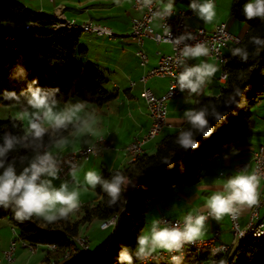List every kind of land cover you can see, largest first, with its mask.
I'll use <instances>...</instances> for the list:
<instances>
[{"label":"trees","instance_id":"obj_1","mask_svg":"<svg viewBox=\"0 0 264 264\" xmlns=\"http://www.w3.org/2000/svg\"><path fill=\"white\" fill-rule=\"evenodd\" d=\"M247 2L248 0H232L230 11L247 25L242 40L234 44L233 48H246L249 59L244 62L239 57L232 56V48L225 64L227 75L218 92L195 98L191 108L207 106L211 109V106L215 105L218 111L227 113L225 120L219 124L213 117H208L215 131L208 138L196 133L198 148L184 150L175 143L179 131L190 127L183 120L178 129L164 134L158 140L154 151L143 150L121 167L110 168L103 165L99 174L105 178H110L114 172L121 171L135 184L134 187L130 184L122 193L121 200L126 203L115 207L108 205L109 198L99 186L95 188L94 198L86 201L81 207L79 216L69 215L67 219L55 223H48L35 216L21 223L14 218L11 208L0 207V217L7 216L11 220L18 237L29 245L31 243L34 246L38 243L46 245L44 256L46 262L52 260L53 264H117V255L122 246L127 245L130 251H135L137 236L145 225L147 202L150 198L164 188L197 183L211 158L223 154L232 144L246 136L250 128L251 109L257 99L264 95V49L256 55V47L250 43L253 36L264 38V19L259 17L247 19L243 13V5ZM0 21L14 22L19 27L42 35L41 42L16 38L9 45L7 33L0 29V103H18L3 99V93L7 90L19 94L33 79H36L41 87L59 88L57 98L71 92L101 105L118 96L117 87L106 86L109 82L106 74L93 67L84 69L83 63L74 59L83 30L78 27L57 26L55 24L58 19L54 14L34 11L20 0H0ZM26 22H36L39 25ZM80 51L86 52L87 47L81 46ZM54 61H58L55 63L54 72L44 76L42 71L52 66ZM61 63L65 65L60 66ZM18 67L24 68L25 77L14 75ZM79 78L80 81L72 90ZM237 88L243 91L246 105L243 108H237L235 105L226 106L225 102L234 95ZM239 99L241 98L237 97V100ZM22 101L23 97L20 99V102ZM25 128L23 121L18 117L0 119V143L4 132L22 135ZM70 130L73 129L70 127L62 135L65 136ZM47 142L48 136H45V143ZM27 151L19 149L11 152L8 159L19 157ZM164 159L170 160L173 166L169 167L168 164L162 163ZM112 217L116 218V224H110L113 226V233L101 251L94 254L89 252L72 259V256L81 249L75 239L81 225L95 218L104 221ZM51 244L54 246L53 249L50 248ZM221 260L225 261V264H264V234L257 236L252 233L225 252L213 256L210 251H202L182 263L219 264ZM138 261L139 259L134 256L133 264Z\"/></svg>","mask_w":264,"mask_h":264},{"label":"clouds","instance_id":"obj_2","mask_svg":"<svg viewBox=\"0 0 264 264\" xmlns=\"http://www.w3.org/2000/svg\"><path fill=\"white\" fill-rule=\"evenodd\" d=\"M151 2L152 0H143L144 6H150ZM189 7L206 24H211L216 18L214 0H191ZM174 12V2L168 0L155 16L166 20ZM243 13L249 20L257 17L264 19V0H248L243 5ZM189 40L196 42L186 43ZM162 42L172 44L179 51L176 61L182 66V70L176 75L179 90L187 91L188 97L200 96L205 84L211 81L219 69L214 63L204 61L190 65L187 61L209 56L208 46L197 40L192 32H185L173 38L169 27ZM250 43L256 47V55L264 49V38L253 36L250 38ZM216 51L219 53V49ZM231 55L239 57L244 62L249 59L246 48H233ZM14 75L23 78L26 72L23 67H18ZM59 91V88L41 87L38 81L33 79L19 94L7 90L3 93L5 100L20 102L23 97L27 105L25 114L19 117V119H27V127L23 130V134L17 135L6 131L0 143V170H2L0 171V207L11 208L14 218L21 223L31 220L34 216L48 223L67 219L80 207L81 187L87 191L89 188L95 189L99 186L109 198L108 205L115 207L126 203L121 200L122 193L130 184L135 186L121 171H116L110 178H105L96 170H88L81 185L78 178L79 168L71 162L68 172L71 181L62 180L59 186L54 184L55 180L60 179L62 167L61 161L50 147L55 146L60 149L68 145L69 138L62 133L70 127L73 129L72 136L95 135L98 119L94 110H87V101L84 100L68 101L61 107L57 99ZM237 97L241 99L237 100ZM246 103L243 91L237 88L225 105L243 108ZM209 116L219 124L225 120L227 113L218 111L215 105L211 106V109L201 106L185 110L183 117L190 127L179 131L175 143L184 150L198 148L196 133L208 138L215 131V127L209 122ZM45 136H48L47 143ZM19 149L28 150L32 154L9 160V153ZM89 151L91 152V148ZM233 154H238V150L234 149ZM17 162L23 165L19 172ZM162 163L168 164L169 167L173 166L168 159H164ZM260 180V175L255 171L249 172L245 167L236 174L230 175L223 183L222 190L215 191L209 196L206 200L207 215L189 212L182 221L175 223H169L161 218L153 219L147 231L141 229L134 252L130 251L127 245L121 247L117 255V264H133L134 256L136 259L145 260L157 250L176 253L171 256L172 264H182L185 245L199 244L202 241L206 235V223L209 218L219 222L225 216H237L244 207L259 205ZM261 228H264V225H261ZM255 234L259 236L264 234V231L258 230ZM223 250L222 245L213 247L211 255L215 256ZM219 264H225V261L221 260Z\"/></svg>","mask_w":264,"mask_h":264},{"label":"crops","instance_id":"obj_3","mask_svg":"<svg viewBox=\"0 0 264 264\" xmlns=\"http://www.w3.org/2000/svg\"><path fill=\"white\" fill-rule=\"evenodd\" d=\"M20 1L25 3L34 11H43L47 14L52 15H57L64 12L68 18H74L77 21H83L92 18L95 21L111 26L113 29L116 28L115 24H119L118 19L123 16L127 17L126 26L131 29L132 17L139 16L142 13V8L134 5V0ZM126 1H129L131 3L130 6L124 4ZM163 1L167 2L168 0ZM183 2L185 6L187 5V7H189L191 0H183ZM214 2L216 5V18L211 24L204 23L196 16L194 12L191 16L188 17V21L192 24L204 25L208 29L213 28L217 22L225 21L231 31L243 34V32L247 28V25L244 21L237 19L234 15L231 14L230 8L232 2L230 4L227 3V1L225 3L224 0H214ZM56 5H60V11L55 10ZM180 7L182 6L176 8ZM152 25L156 30H159V19H154ZM89 33L92 34L93 32ZM96 35L105 36L107 39L103 40L104 42H100V44L104 45V48H107V57L106 59H101V62L103 66L105 65V68L103 67V69L105 70V72H107L106 75L109 77V82L112 81V86L118 88V96L104 104H95L94 107L97 112L100 111V114H96L98 119L95 126V135H84L83 137L86 139V141L72 148L62 149L64 151L54 148L53 146L50 147L51 151L54 154H63V152H66L70 149L73 150L91 143L100 134L106 135L107 137L113 139V148L105 149L103 153H100L98 155H90L88 158L80 157L78 159V178L81 182V185H83L84 174L88 170H96L97 172H99L103 165H106L110 168L121 167L131 160L132 155L129 158V153L125 149V145L132 141L135 136L143 135L144 132L147 131L151 122L149 113L150 110L148 104L145 102V94L141 95V88L146 85L150 87L155 93L161 94L166 89L169 82L168 77H157L159 80H154V82H152V85H150V77L144 83L139 78H137V76H140L141 73H143L146 69L157 64V59L160 52L168 51L169 53V51L172 50L170 43L165 44L162 41L156 42L149 36L144 37V42H141V49L146 53V55H148V62L146 63V61L144 62L141 56L137 53V40L130 36L129 33H122L121 35L117 34L119 38H111L106 35L99 34ZM149 40L154 41L155 48L147 44ZM86 47L88 51V46ZM233 47L234 43L230 42L229 46L225 48V51L229 53ZM109 50H115L117 54L116 57H114L115 59L113 61H111L110 56H108ZM164 54L166 53H163V55ZM204 61L216 64L219 70L216 72L211 81L205 84L200 96L217 93L220 85L225 81V78H220L221 71L223 70V64L220 60L215 59L212 56H207L200 57L196 60H191V64ZM104 70L101 71L104 72ZM131 80H134L133 84L131 83ZM196 97L199 96L193 95L192 97H188V92L185 91L181 92L178 96L171 97L167 100L168 124L158 135L144 143V150L152 151V149L150 148L153 146L154 148H156V144L158 141L156 140L155 144L151 141H153L157 136H159L158 138L160 139L164 134L174 131L181 126L184 120L183 113L185 112V110L192 107V104ZM188 100H190L191 102H188ZM262 130L261 132H257L256 134L253 133L252 136H247V132L245 137L232 144L226 152L211 158L208 162L207 167L204 169L200 181H198L197 183L174 185L169 188H164L166 192L169 190L171 191V189H175V193L177 194V196L173 198L174 200L176 199L177 201L182 203L185 210L183 211V213H181V217L189 212H196L198 209H206V200L209 198V196L215 191L222 190V185L226 181V179L230 175H234L237 173V171H239L236 169L237 164L245 163L247 170L249 172L253 171L252 154L253 150L257 148L260 143L264 142V128ZM72 132L73 130H70L65 136H68ZM234 149L238 150V154H233ZM28 153H30V151H27L22 155H27ZM20 170H22V168H20ZM62 180L64 179L60 177V179L54 181V184L56 186H59ZM70 185L72 184L70 183ZM80 189L82 193L83 191H85L84 187H81ZM88 190L90 191V194L86 195V197H80L85 202L88 200H92L96 193L95 189L89 188ZM259 194L260 198L264 194V177H261L260 180ZM251 210L252 207H244L240 210L239 218L242 225L246 224L249 220ZM263 216L264 203L259 206V217ZM96 219L97 218L83 223L81 226L84 228V230L80 231V233L89 232V227L95 223ZM98 220L101 221L100 219ZM8 221V223L6 222L3 225L0 224V262L6 260L3 251L8 247L10 239L13 236L15 237V235L13 234V223L10 219ZM110 226H107L104 229ZM99 227H101L100 224ZM216 227H220L221 229L219 234L220 240L230 244V247L234 248V233L231 229L229 216H225L219 222L215 221L212 218H209L206 223L205 236H210ZM109 235L110 233L105 236L102 242H98L92 252H100L102 246H104V244L107 242V238L109 237ZM20 245L22 247H25L22 244ZM18 248L19 244L16 245V248H14L13 254L16 250H18Z\"/></svg>","mask_w":264,"mask_h":264},{"label":"built area","instance_id":"obj_4","mask_svg":"<svg viewBox=\"0 0 264 264\" xmlns=\"http://www.w3.org/2000/svg\"><path fill=\"white\" fill-rule=\"evenodd\" d=\"M134 5L142 8L141 15L132 17L131 32L129 33V35L135 38L138 42L137 52L143 53V51L141 50V42H144V37L149 36L153 38L156 42L163 41V39L165 38V32L168 30L169 27L173 38L185 32H192L194 35H196L197 40L204 42L208 46L210 50L209 56H212L213 58L220 60L222 64H225V60L229 59V54L225 51V48L229 46L230 42L237 44L238 40L242 37V34L231 31L225 21L217 22L211 29H208L204 25H196L190 23L188 21V17L193 14V11L190 9V7H174L175 12L173 13V15L166 18V20L159 19L160 29L156 30L152 25L153 20L156 19L155 13L162 10L165 5H162L159 0H152L150 6H144L143 0H134ZM55 10L60 11V5H56ZM62 14L63 16H66L64 12H62ZM26 23H34L36 25H39L36 22ZM71 23L87 24L91 29H98V32H102L104 33V35L111 38L115 37L118 34L111 26L95 21L92 18L83 21H77L74 18H71ZM55 25L58 24L56 23ZM195 42L196 41L194 40L186 41V43L189 44H194ZM182 46L183 45H181V47ZM171 48L173 49V56H164L163 51L159 53L158 60H162V67H155V65H153L146 69V72L143 73L140 77V80L144 83L151 76L168 77L169 82L166 89L161 94L155 93L150 87L146 85L142 87L141 95L150 94V101L145 102L153 103V111L149 112L151 122L147 129V135L135 136L132 141L125 145V149L129 153V158L131 156L132 151H143L144 143L158 135L168 124L167 100L171 97L176 96V88H178L176 75H178L179 72L182 70V66L178 65L176 62L177 57L179 56V51L172 44ZM217 49H219V53L216 51ZM147 62L148 55H146V63ZM187 62L188 64L192 65L191 60ZM223 76H226V74H223V72L221 71L220 78H223ZM131 83L133 84L134 80H131ZM99 147H107V149L113 148L114 141L112 138H109L105 135H99V137H97L92 143L86 145L84 149L76 148L64 152L63 155H56L57 158L61 161L62 171L59 174L60 177L64 180L71 181V177L68 175L70 162L75 163L77 165L78 151H85L87 153V156L89 157L90 155H98ZM90 148L91 152L89 151ZM252 161L253 171L260 175V177H264V142L260 143L257 148L253 150ZM245 167V163H239L236 165L237 170L243 169ZM84 203L85 201L80 198V204ZM263 203L264 194L260 198L259 205L252 207L250 218L244 225H242L240 222V212L237 216H229L232 231L233 229H241L242 235V230L244 228L253 227V221H255L256 215L259 213V206ZM207 211V208L198 209L196 212H193V214L200 213L207 215ZM166 217V215H160L157 219L161 218L163 220H166ZM183 217H176V221H182ZM259 229L264 228H261L260 226ZM220 231L221 229L219 227V232L215 233V241H209V243L211 245L216 246L222 245L224 250H228L230 248V244L220 240ZM13 234L18 235L15 226H13ZM202 240H205V236L202 238ZM28 242L31 243L30 241ZM52 245L53 244H51V246ZM12 248H16V245L14 244V236L9 241L8 251H3L6 261L12 259L13 257ZM159 256H165V254ZM149 260L150 257L145 260H142V262H147ZM211 260H213V258Z\"/></svg>","mask_w":264,"mask_h":264},{"label":"rangeland","instance_id":"obj_5","mask_svg":"<svg viewBox=\"0 0 264 264\" xmlns=\"http://www.w3.org/2000/svg\"><path fill=\"white\" fill-rule=\"evenodd\" d=\"M226 1L229 4L232 2V0H224L225 3H226ZM160 2L163 5H166L168 3V1L166 2L163 0H160ZM173 2H174V7L182 6V7L188 8L187 5L185 6L183 0H173ZM124 4L127 6H130L131 3L129 1H126ZM118 22H119V24L118 23L115 24L116 28L114 29L115 32L118 33V35H121L122 33L126 34V33L131 32V29H129L126 26V22H127L126 16H123L120 19H118ZM0 23H1L0 29L7 33V41L9 43V45H11L13 43V41L16 40V38H22L24 40H31V41H35V42H41V40H42V35H40L36 32L28 31L22 27H19L14 22L0 21ZM93 33H95V32H93ZM93 33L91 34V33L86 32V31L82 33V35L80 36V39H79V43H78L76 50H75L74 59L76 61L83 63L84 69H87L88 67H93V68H96L99 70H104L103 67L105 68V65L103 66L101 59H106V57H107L106 49L107 48L106 47L104 48L103 47L104 45L100 44V42L101 41L104 42L103 40H107V39L105 36H98V35L93 34ZM118 35H116L115 37L119 38ZM147 44L149 46L155 48V45H154L155 43L153 40H151V41L149 40L147 42ZM81 46H88V51L81 52L80 51ZM169 52H171V51H169ZM163 53H168V51L163 52ZM116 55L117 54H116L115 50H109L108 56H110L111 61H113L115 59L114 57H116ZM56 62H58V61H54V64L52 66L45 68L42 71V74L44 76H48L51 73H53L54 69H55V65H56L55 63ZM64 65L65 64H63V63L60 64V66H64ZM145 72H146V70L143 73H145ZM103 73L107 74V72H105V70ZM143 73H141V75ZM141 75L137 76V78L140 79ZM157 77L158 76H151L149 78V84L152 85V82H154V80H159ZM80 78L74 83L72 90L75 88L76 84L80 81ZM137 78H135V79H137ZM111 82L112 81L108 82L106 84V86L113 87ZM57 99L60 101L61 107L63 106V104L65 102H68V101H73V102H75L76 100L87 101V110L88 111L94 110L96 114H100V111L97 112V110L94 107L96 104L95 102L85 100L78 95L72 94L71 92H69L68 94H63ZM26 109H27V105H26L25 101L18 102V103H11V104L0 103V119H6L9 116L19 118L25 114ZM21 120L23 121L25 127H27V119L24 118ZM263 128H264V95H261L257 99L255 105L251 109L250 128L248 130L247 136H252L253 133L256 134L257 132H261V130ZM66 137L69 138L70 143L68 145L60 148L61 150L65 149V148H67V149L72 148V147L77 146L80 143L86 141V139L83 136H72L71 134H69ZM158 137L159 136H157L151 142L155 144L156 140L158 141V139H159ZM86 145H88V144H86ZM83 146H85V145H83ZM83 146H81V147H83ZM53 147L56 148L55 146H53ZM150 149H152V151L155 150L154 146L151 147ZM62 151H64V150H62ZM31 154L32 153L30 152L27 155L31 156ZM55 155H60V154H55ZM81 158H83V157H81ZM22 167H23V165H21L19 162H17V171H20V168H22ZM0 171H2V170H0ZM71 186L72 185H70V187ZM165 192H166L165 189H162L159 194H157L156 196H154L148 200V202H147L148 208L146 210V221H145V225L143 228L145 231H147L148 228L150 227L151 221L153 219H157L160 215H168V216L170 215L173 218L174 217H181L182 216L181 213H183V211H185L183 204L180 203L179 201H177L176 199L174 200V198H173V197L177 196V194L175 193V189H171V191L169 190L166 193ZM88 194H90L89 190L83 191V193L81 192V196H83V197L84 196L86 197V195H88ZM95 195H96V193H95ZM80 209L81 208L77 209L75 212L71 213L70 215H73L74 217L79 216L80 215L79 214ZM112 218H113V220L116 221L115 217H112ZM260 219H261V217H260ZM8 220L9 219L7 216H1L0 217V224L3 225L6 222L8 223L9 222ZM102 222L103 221H99L98 219H96L95 223L89 227V232H87V233H83V232L80 233V231L84 230V228L82 226L80 227L79 234L75 237V239H76V241L79 244L81 249L78 250L72 256V258L78 257L79 255L86 254L89 252L94 254V252H92V250H94V248L98 244V242H102V240H104L105 236L109 233H110V235L107 238V241L111 238V234L113 233V226L112 227L110 226V227L104 229L105 227L101 226ZM115 223H110V224L114 225ZM99 224L102 228L99 227ZM110 224H108V226ZM261 231H264V229H262ZM205 237H208V236H205ZM234 238L236 240L235 235H234ZM14 240L16 241V245L19 244L18 250H16L15 253L13 254L14 260L10 261V262L3 260L0 262V264H53L52 260L50 262H46L44 260L45 249H46L45 244L38 243L35 246L29 245L23 239L18 237V235H15ZM20 244L24 245L25 247H22ZM90 244H91V246H90ZM236 244H237L236 242L233 243L234 247ZM50 248L53 249L54 246L50 245ZM102 248H103V246H102ZM158 251L159 250H157L156 252H158ZM68 253H66V255ZM144 264H172V261L168 262L166 260L150 259L149 261L145 262Z\"/></svg>","mask_w":264,"mask_h":264},{"label":"bare ground","instance_id":"obj_6","mask_svg":"<svg viewBox=\"0 0 264 264\" xmlns=\"http://www.w3.org/2000/svg\"><path fill=\"white\" fill-rule=\"evenodd\" d=\"M55 16L58 19V22H57L58 25L57 26H69V27H75V28L78 27L79 29H81L83 31H86V32H95L96 34L104 35V33L98 32V29H91L87 24L71 23V18H68L67 16H63L62 13H59V14H57ZM241 40H242V37L238 40V43ZM137 53L141 56L142 60L145 62L146 61V53L144 51H143V53L142 52H137ZM164 56H173V49L171 50V52L164 54ZM227 61L228 60H225V64H226ZM225 64H223V70H222V72H223V74H226L227 75V70L225 68ZM155 67H162V60H157V64L155 65ZM225 77L226 76H223V78H225ZM180 93H181V91L179 90V88H176V96H178ZM145 98H146V101H150V94H145ZM147 104H148V107H149L150 112H152L153 111V103H147ZM143 135H147V131L144 132ZM97 137H99V136H97ZM85 147H86V145L83 146V147H80L78 149H84ZM105 149H107V147H99V154L100 153H103V151ZM141 152L142 151H132L131 152V155H132L131 160L133 158H135V156L137 154L141 153ZM60 155H63V154H60ZM80 157L88 158L87 153L85 151H78V159ZM83 205L84 204H80V207L79 208H81ZM112 220H113V218L104 220L101 223V226L102 227H106V226H108V224L115 223L116 222L115 220H113V221ZM166 221H168L169 223H175L176 222V217L173 218V217L167 216L166 217ZM263 224H264V216L261 217V219H260L259 213H258L256 215L255 221H253V227L244 228L242 230V234H243L242 236H241V229H233V233H234V235L236 237V240L234 238L235 242L238 243L239 241H241L242 239L248 237L252 233H256L258 230H262V229H259V228ZM218 232H219V227H216L213 230V233L210 236L205 237V240H202L199 244L185 245L184 251H187V252H184L183 253V255H184L183 262L186 261V260H188L191 257H194L196 255H199L202 251L203 252L204 251H210L211 252V248H213V247H220V246H216V245H211L209 243V241H215V233H218ZM14 244H16V241L15 240H14ZM8 249H9V246L4 251H8ZM225 251L226 250H223V252H225ZM13 252H14V248H12V255H13ZM154 254L155 255H152L150 257V259L166 260V261L169 262V261H171V256L172 255H175L176 253H168V252H165L163 250H159L158 252H156ZM163 254H165V256H159V255H163ZM13 260H14V257H12V259H9L8 262L13 261ZM144 263L145 262H142V260H139L135 264H144Z\"/></svg>","mask_w":264,"mask_h":264},{"label":"water","instance_id":"obj_7","mask_svg":"<svg viewBox=\"0 0 264 264\" xmlns=\"http://www.w3.org/2000/svg\"><path fill=\"white\" fill-rule=\"evenodd\" d=\"M120 219V218H119ZM75 258H77V257H73L72 259H75Z\"/></svg>","mask_w":264,"mask_h":264}]
</instances>
